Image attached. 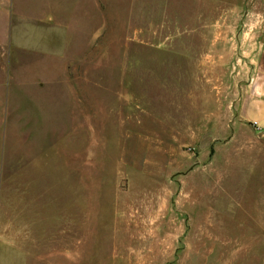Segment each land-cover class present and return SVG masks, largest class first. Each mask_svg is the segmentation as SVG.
Wrapping results in <instances>:
<instances>
[{
    "label": "rangeland",
    "instance_id": "1",
    "mask_svg": "<svg viewBox=\"0 0 264 264\" xmlns=\"http://www.w3.org/2000/svg\"><path fill=\"white\" fill-rule=\"evenodd\" d=\"M47 11L78 82L17 92L0 264H264V0H0Z\"/></svg>",
    "mask_w": 264,
    "mask_h": 264
},
{
    "label": "crops",
    "instance_id": "2",
    "mask_svg": "<svg viewBox=\"0 0 264 264\" xmlns=\"http://www.w3.org/2000/svg\"><path fill=\"white\" fill-rule=\"evenodd\" d=\"M47 13L48 11L34 16H28L26 13L0 16L2 23L0 39H6V46L0 47V136L11 134L12 131L26 126L28 129L32 128L29 126L30 122L25 123L23 118L18 117L17 92L28 94L30 98L32 96L37 98V95L56 92V88L61 83L68 84L71 90H75L77 86L78 81L75 82L74 79L67 77V71L75 59L62 57L63 54L41 45L47 37L65 31L67 27L66 22ZM1 44L0 41V46ZM48 59L55 62L53 75L47 76V73H41L37 80H22L19 77V72L24 66L27 67L28 63ZM13 112L15 116L11 115Z\"/></svg>",
    "mask_w": 264,
    "mask_h": 264
}]
</instances>
